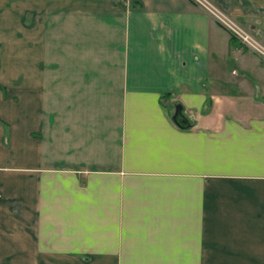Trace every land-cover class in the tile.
I'll return each instance as SVG.
<instances>
[{
    "label": "crops",
    "instance_id": "1",
    "mask_svg": "<svg viewBox=\"0 0 264 264\" xmlns=\"http://www.w3.org/2000/svg\"><path fill=\"white\" fill-rule=\"evenodd\" d=\"M0 264H264V58L192 0H0Z\"/></svg>",
    "mask_w": 264,
    "mask_h": 264
},
{
    "label": "built area",
    "instance_id": "2",
    "mask_svg": "<svg viewBox=\"0 0 264 264\" xmlns=\"http://www.w3.org/2000/svg\"><path fill=\"white\" fill-rule=\"evenodd\" d=\"M192 1L204 6L216 18V20L230 32L234 39L240 41L244 46L248 47L255 53L259 54L262 58H264V44L260 40H258L256 36L242 23L226 14L211 0Z\"/></svg>",
    "mask_w": 264,
    "mask_h": 264
}]
</instances>
